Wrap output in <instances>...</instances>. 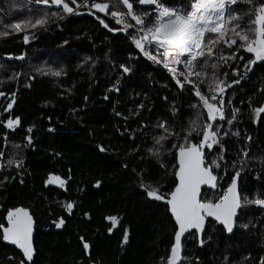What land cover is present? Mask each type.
<instances>
[{
  "label": "snow or ice",
  "instance_id": "1",
  "mask_svg": "<svg viewBox=\"0 0 264 264\" xmlns=\"http://www.w3.org/2000/svg\"><path fill=\"white\" fill-rule=\"evenodd\" d=\"M85 13L104 30L106 40L109 34L113 39L122 37L133 49L120 62L110 55L111 47L103 53L108 71L115 74L106 93L119 95L125 82L139 74L141 58L152 66L147 73L150 83H160L161 90L170 93L175 90L171 101L169 95L161 97L167 112L147 121L143 113L153 109L135 99L141 92L128 93L133 107L127 115L115 111L118 101L113 102L114 117L123 121L114 125L115 131L130 142L133 162H140L138 168L129 169L128 163L119 166L132 173L144 202L162 204L165 218L172 223L166 254L154 257L155 264H204L197 251L210 252L211 264H264V150L254 152L257 141L247 131L241 132L245 116L252 125L264 126V0H188L186 5L175 0H0V41L30 45L50 25L62 28L70 17ZM68 43L65 39L59 47ZM26 59L25 51H5L0 55L4 61L0 70ZM97 59L85 56L75 67L91 80ZM157 70L165 82L153 80ZM67 75L66 68L54 61L30 65L29 74L13 71L0 79V86L13 84L11 92L0 91V97L7 99L3 112L8 114L7 119L0 118V194L14 182L23 185L26 175H31L25 152L35 147L31 135L20 143L8 140L23 126L22 118L13 115L19 91L15 85L21 77L31 88L38 77L58 81ZM71 91L64 89L60 95ZM177 96L183 98L179 107ZM103 99L110 97L105 94ZM77 111L70 109V113ZM34 127L26 132L32 133ZM96 148L107 151L100 144ZM50 184L64 189L66 180L50 173L44 185ZM101 184L96 180L93 187ZM250 186L254 187L250 190ZM75 206L72 201L61 205L69 216ZM84 216L90 219L88 213ZM2 219L0 247L14 246L6 264H36L34 214L16 206L7 209ZM105 219L112 224L107 229L112 234L117 217ZM66 225L65 217L50 222L58 230ZM78 240L80 256L73 257V264H99L96 245L82 236ZM130 243V229L125 226L121 252ZM248 243L256 247L255 255L240 252Z\"/></svg>",
  "mask_w": 264,
  "mask_h": 264
},
{
  "label": "trees",
  "instance_id": "2",
  "mask_svg": "<svg viewBox=\"0 0 264 264\" xmlns=\"http://www.w3.org/2000/svg\"><path fill=\"white\" fill-rule=\"evenodd\" d=\"M175 2L186 5L188 0ZM65 39L69 41L68 45L59 47ZM109 47L112 49L110 55L114 54L117 62L133 51L130 43L122 37L113 39L109 34L106 40L104 30L86 13L70 17L62 28L50 25V30L38 34L37 40L30 45L12 39L0 41V55L5 51L16 54L25 51L27 54L24 62L13 61L14 67L0 70V79L13 71L29 74L30 65L54 61L68 72L58 81L38 77L31 88L25 86L26 77H21L15 85L19 91L13 115L22 118L23 126L10 134L8 140L20 143L25 135H31L35 147L25 152V166L31 175H26L23 185L14 182L6 193L0 194V222H3L7 209L16 206L26 207L34 214L37 222L34 240L39 254L36 264H73V257L80 256V236L96 245L99 264H155L154 257L165 255L169 246L172 223L165 218L164 206L146 204L138 195L132 173H125L119 166L128 163L129 169L138 168L140 162H133L129 153L130 142L115 131L114 125H122L123 121L114 117L113 102L118 101L115 111L127 115L128 109L133 107L128 93L133 89L141 92V96L135 99L143 100L153 109L151 113H143V119L147 121L149 116L155 118L167 112L168 105L161 97L169 95L171 101L175 90L170 93L161 90L160 83H150L147 73L152 71V66L141 58L140 72L135 79L125 82L119 95L106 93L115 75L108 71L107 62L103 60V53ZM85 56L98 58L95 76L91 80L87 72L75 67ZM0 63L4 61L0 60ZM153 80L165 82L161 70L153 73ZM67 88H71V94L61 96L60 92ZM12 90L13 84L0 86V91L8 93ZM143 93L148 94L146 98ZM105 94L110 97L107 101L103 99ZM182 102L183 98L177 96L178 107ZM6 103L7 99L0 97V118L3 119L8 115L3 112ZM82 106L85 107L80 110ZM70 109L78 111L70 113ZM32 125H35L32 133H27V127ZM131 126L136 127V124ZM49 127L55 131L48 132ZM244 131L257 141L253 145L254 152L264 150V126L252 125L245 116L241 127V132ZM97 144L103 145L107 151L99 152ZM235 147V144L230 146L232 150ZM56 152L62 156L55 157ZM50 173L66 180L64 189L53 184L45 187L44 181ZM96 180L102 181L99 188L93 187ZM68 201L76 205L71 216L61 207ZM84 213H88L90 219ZM107 216L117 217L112 234L107 231L112 227L105 219ZM58 217L66 218V228L58 230L50 226V222ZM125 226L130 229L131 243L121 252L120 240ZM13 251L10 246L0 247V264H6L7 256ZM247 251L255 255L256 247L248 243L240 249L242 253ZM196 254L204 258V264H211L210 252L197 251Z\"/></svg>",
  "mask_w": 264,
  "mask_h": 264
},
{
  "label": "water",
  "instance_id": "3",
  "mask_svg": "<svg viewBox=\"0 0 264 264\" xmlns=\"http://www.w3.org/2000/svg\"><path fill=\"white\" fill-rule=\"evenodd\" d=\"M55 187H57V188H59V186L58 185H56V184H53ZM2 208H1V206H0V210H1ZM35 234H36V228H35V230H34V233H33V236H34V238H35ZM10 247H12V248H14V246H10ZM18 251V250H17Z\"/></svg>",
  "mask_w": 264,
  "mask_h": 264
},
{
  "label": "rangeland",
  "instance_id": "4",
  "mask_svg": "<svg viewBox=\"0 0 264 264\" xmlns=\"http://www.w3.org/2000/svg\"><path fill=\"white\" fill-rule=\"evenodd\" d=\"M52 58H54V57H52Z\"/></svg>",
  "mask_w": 264,
  "mask_h": 264
},
{
  "label": "bare ground",
  "instance_id": "5",
  "mask_svg": "<svg viewBox=\"0 0 264 264\" xmlns=\"http://www.w3.org/2000/svg\"><path fill=\"white\" fill-rule=\"evenodd\" d=\"M1 211V210H0Z\"/></svg>",
  "mask_w": 264,
  "mask_h": 264
}]
</instances>
